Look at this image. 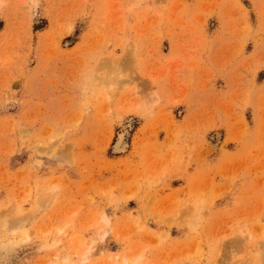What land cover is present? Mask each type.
Here are the masks:
<instances>
[{
	"label": "rangeland",
	"instance_id": "rangeland-1",
	"mask_svg": "<svg viewBox=\"0 0 264 264\" xmlns=\"http://www.w3.org/2000/svg\"><path fill=\"white\" fill-rule=\"evenodd\" d=\"M0 264H264V0H0Z\"/></svg>",
	"mask_w": 264,
	"mask_h": 264
},
{
	"label": "bare ground",
	"instance_id": "bare-ground-1",
	"mask_svg": "<svg viewBox=\"0 0 264 264\" xmlns=\"http://www.w3.org/2000/svg\"><path fill=\"white\" fill-rule=\"evenodd\" d=\"M119 78V77H118ZM123 80V79H122ZM128 135V134H127ZM120 136V135H119ZM128 138H126V136L124 135V136H121V137H119L118 138V140L116 141V146H115V151L118 153H122V152H125L127 149H128ZM54 191H53V189L52 188H50V189H48V190H46V191H44L43 192V194H42V197H41V199H40V204L41 205H43V206H48V204H50V202L52 201V199H53V197H54ZM40 208V207H39ZM36 209V208H35ZM41 210V209H40ZM21 219V218H20ZM14 220V219H13ZM15 221H18V222H15V224L14 225H20L21 226V224H24L23 222H25L26 220H15ZM11 222V221H10ZM14 222V221H13ZM14 225H12V226H14ZM16 225V226H17ZM19 226V227H20ZM18 227V226H17ZM18 227V228H19ZM14 229V228H13ZM83 254V253H82ZM87 253H84L83 255L85 256ZM82 259H84L83 261H87L88 260V258H82Z\"/></svg>",
	"mask_w": 264,
	"mask_h": 264
}]
</instances>
